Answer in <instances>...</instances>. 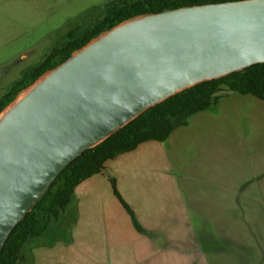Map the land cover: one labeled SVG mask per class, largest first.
<instances>
[{
    "label": "crops",
    "instance_id": "crops-1",
    "mask_svg": "<svg viewBox=\"0 0 264 264\" xmlns=\"http://www.w3.org/2000/svg\"><path fill=\"white\" fill-rule=\"evenodd\" d=\"M26 262L264 264V103L227 93L164 142L106 161Z\"/></svg>",
    "mask_w": 264,
    "mask_h": 264
},
{
    "label": "water",
    "instance_id": "water-1",
    "mask_svg": "<svg viewBox=\"0 0 264 264\" xmlns=\"http://www.w3.org/2000/svg\"><path fill=\"white\" fill-rule=\"evenodd\" d=\"M264 63V0L127 19L44 72L0 110V252L58 175L147 109Z\"/></svg>",
    "mask_w": 264,
    "mask_h": 264
},
{
    "label": "trees",
    "instance_id": "trees-1",
    "mask_svg": "<svg viewBox=\"0 0 264 264\" xmlns=\"http://www.w3.org/2000/svg\"><path fill=\"white\" fill-rule=\"evenodd\" d=\"M224 1L235 0H108L105 7L83 26L81 33L77 34V28L70 29L46 60L32 68V76L30 68L11 84L0 99V110L44 72L63 62L91 39L127 19L182 6ZM227 93L250 95L264 103V63L188 88L147 109L112 136L84 151L58 175L38 203L15 226L0 252V264H23L24 245L40 238L65 213L75 186L104 171L106 161L134 150L143 142H164L174 129L185 125L191 115L215 106ZM110 183L117 195L112 177Z\"/></svg>",
    "mask_w": 264,
    "mask_h": 264
},
{
    "label": "rangeland",
    "instance_id": "rangeland-1",
    "mask_svg": "<svg viewBox=\"0 0 264 264\" xmlns=\"http://www.w3.org/2000/svg\"><path fill=\"white\" fill-rule=\"evenodd\" d=\"M107 1L0 0V68H11L1 80L0 92L18 78L22 67L38 62L39 51L70 29L84 26ZM19 59L22 64L15 65ZM30 247L31 242L23 247V264Z\"/></svg>",
    "mask_w": 264,
    "mask_h": 264
},
{
    "label": "flooded vegetation",
    "instance_id": "flooded-vegetation-1",
    "mask_svg": "<svg viewBox=\"0 0 264 264\" xmlns=\"http://www.w3.org/2000/svg\"><path fill=\"white\" fill-rule=\"evenodd\" d=\"M78 30H77V34L81 33L82 32V29H83V26L82 27H76ZM68 32V31H67ZM67 32H65L63 35H61V37L55 42V44L53 46H51V43L48 44V47L46 48V50H42V51H39V54H40V58L38 60V62L32 64V65H25L24 67H22L19 71V75H18V78L16 80H14L13 82L19 80L21 78V76L27 72L30 68H31V76L33 74V69L35 66L43 63L45 60H46V57L49 56V54L51 53V51L53 50L54 47L57 46L58 43H60L62 41V39L65 37V35L67 34ZM26 57V60L27 61V56ZM23 58V57H22ZM21 59L17 60L14 62L15 65H21L22 63L20 62ZM11 70V68L9 66H2V68H0V83H1V80L4 79V77L6 76L7 72ZM12 82V83H13ZM11 83V84H12ZM11 86V85H10ZM6 87L2 92H0V99L4 96V94L8 91L9 87Z\"/></svg>",
    "mask_w": 264,
    "mask_h": 264
}]
</instances>
